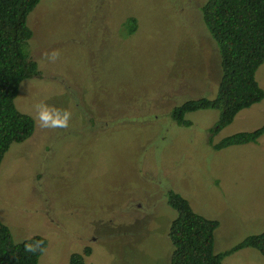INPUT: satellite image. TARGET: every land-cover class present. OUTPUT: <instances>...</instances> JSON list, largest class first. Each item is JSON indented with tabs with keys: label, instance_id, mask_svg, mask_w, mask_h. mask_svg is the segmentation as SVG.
<instances>
[{
	"label": "rangeland",
	"instance_id": "374dc122",
	"mask_svg": "<svg viewBox=\"0 0 264 264\" xmlns=\"http://www.w3.org/2000/svg\"><path fill=\"white\" fill-rule=\"evenodd\" d=\"M204 1L40 0L27 14L22 49L37 74L19 82L13 102L33 130L0 160V222L14 243L45 238L37 264H67L85 249L84 264H168L169 190L218 222L214 253L264 231V133L218 150L208 143L264 124V97L214 135L217 109L185 114L187 126L169 117L216 92L219 54L201 21ZM56 50L54 62L45 57ZM254 77L264 91V62ZM41 102L68 110L69 126L39 127ZM222 264L264 258L243 247Z\"/></svg>",
	"mask_w": 264,
	"mask_h": 264
},
{
	"label": "trees",
	"instance_id": "16d2710c",
	"mask_svg": "<svg viewBox=\"0 0 264 264\" xmlns=\"http://www.w3.org/2000/svg\"><path fill=\"white\" fill-rule=\"evenodd\" d=\"M40 0H0V160L11 143L30 136L32 118L14 105L19 82L35 75L34 63L22 46L30 36L25 24L27 14ZM202 24L219 54L220 76L212 98L188 99L174 106L169 117L187 126L185 114L200 109H217L218 116L209 132L216 134L235 114L264 97L254 73L264 62V0H205L199 8ZM264 133V124L249 131H238L208 143L213 150L231 145L253 143ZM167 205L175 211L167 238L171 251L168 264H222V258L240 248L256 249L264 258V231L246 235L221 252H213L215 219L194 212L177 192L166 193ZM46 240L33 235L14 243L7 226L0 222V264H37L42 251L28 253L24 245ZM84 250V254H87ZM67 264H84L83 255L71 253Z\"/></svg>",
	"mask_w": 264,
	"mask_h": 264
},
{
	"label": "clouds",
	"instance_id": "9594fccd",
	"mask_svg": "<svg viewBox=\"0 0 264 264\" xmlns=\"http://www.w3.org/2000/svg\"><path fill=\"white\" fill-rule=\"evenodd\" d=\"M45 57L50 61H55L59 58V51H53L52 53H45ZM36 116L39 127L45 129L67 128L69 126V120L71 119V113L66 109L55 108L47 105L46 103H38L35 106ZM41 241L35 243H28L24 245V249L28 253H36L42 251Z\"/></svg>",
	"mask_w": 264,
	"mask_h": 264
},
{
	"label": "flooded vegetation",
	"instance_id": "af4514ba",
	"mask_svg": "<svg viewBox=\"0 0 264 264\" xmlns=\"http://www.w3.org/2000/svg\"><path fill=\"white\" fill-rule=\"evenodd\" d=\"M37 74V73H36ZM35 74V75H36ZM33 76V75H32ZM41 201H42V203L44 204V210L46 209V211H49L50 210V208H49V206H50V204H49V202L47 201V196L45 195V193L43 192L42 193V199H41ZM136 207H138V202H137V204H136ZM44 213L46 214V215H48L49 217H51V221H54V224H56V222L57 221H55V219H53V217L52 216H50L48 213H46L45 211H44ZM71 237H76V238H78L80 241L81 240H92L93 238H91L89 235H83V236H76V235H74V234H72L71 233ZM86 250V249H85ZM72 253H77V252H72ZM71 254V253H70ZM69 254V255H70ZM80 254H84V250H83V252L81 253L80 252ZM69 257V256H68ZM83 260H84V258H83Z\"/></svg>",
	"mask_w": 264,
	"mask_h": 264
}]
</instances>
